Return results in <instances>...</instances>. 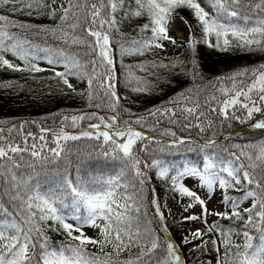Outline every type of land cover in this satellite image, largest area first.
Here are the masks:
<instances>
[{
	"label": "snow or ice",
	"instance_id": "snow-or-ice-1",
	"mask_svg": "<svg viewBox=\"0 0 264 264\" xmlns=\"http://www.w3.org/2000/svg\"><path fill=\"white\" fill-rule=\"evenodd\" d=\"M4 8L24 16L31 17L35 14L47 17L53 23L31 24L0 14V67L14 71L40 72L43 69L32 62L38 59H44L50 65H62L64 71H55L54 79L58 78L73 92L76 89L69 82L70 76L86 80V99L89 107L107 108L117 114L107 118L96 112L70 117L63 115L58 131L40 127L38 136L32 132L23 134L24 125L21 124L19 134L22 136L23 147L6 141L4 130L0 129V264H109L113 254L118 259L123 252H130L132 247L140 248L139 255L119 261V264H182L177 246L170 239L164 238L161 243L158 238L152 237L151 233H142L138 220L133 227V217L129 212L134 207V196L140 200L145 199V186L150 179L145 169L156 170L159 179L170 182L171 190L192 198L194 203H189L184 208L185 211L194 204L201 206L200 215H189L184 219L202 221L207 225V232L220 233L225 249L222 256L217 240H211L218 254L217 264H264V145H261L255 159L244 151L239 155L229 153V157H234L232 159L225 158L219 152L206 151L217 147V141L214 139L199 144L191 137H178L176 132L170 129L161 132L163 136L172 137L168 141L145 137L144 133L134 129L132 124L143 127L148 117L156 120V123H159L161 118H166L168 123L179 125L182 131L194 127L204 132L206 126L201 117H205L206 112L201 109L198 96L200 86L194 85L197 92L195 96L194 89H186L167 101L165 106L148 110L145 116H137L134 121L122 120L120 117L124 112L129 115L132 113L120 105L121 97L116 91L113 59L114 43L118 46L121 56H142L153 48L163 49L164 41L176 45V40L168 34L169 25L176 17L188 28L187 47L193 52L201 42L207 43L209 47L227 51L235 41V47L242 51L264 53V16H261L264 14V0H256L255 3L252 0H203V5L201 0H0V9ZM180 9H187L192 13L196 26L202 32L200 39L193 35V26L180 14ZM247 9L252 10L251 14ZM144 16L147 17V23L136 26L133 31L138 34L150 31L151 36H130L124 43L111 36V33L115 32L123 37L125 33L120 31V24L125 20L131 24L134 18ZM13 28L21 30L23 35L11 31ZM212 36L215 37L214 44L210 40ZM49 40L53 43H49ZM74 47L85 48L83 55L92 58L82 62L80 52L72 51ZM9 52L23 61L24 66L13 64L5 58L4 53ZM134 68L146 75H136ZM150 68H164L176 76L191 75L193 80L201 76L195 59L191 61V68L179 58L170 60L168 64L163 61L138 63L135 66H127L125 87L138 94L152 91L153 85L148 76H155L156 73L149 71ZM225 82L228 86H224ZM209 83L221 93V98L211 95L210 98H205L204 103L208 105L215 101L218 107L208 110L218 113L225 120L231 115L232 119L243 123L251 120L254 113L264 111V64L239 69L216 78L215 83ZM217 84L221 86L217 88ZM4 86L11 87V84ZM94 99H100L101 102L93 104ZM238 110H243L246 115L236 116ZM190 117L194 118L196 123H185ZM86 119L98 122L89 124L77 134L64 130L69 126V120L71 127H78L79 122ZM211 126L212 121L208 120L207 127ZM251 127L264 130V120H257ZM8 131L11 133L12 129ZM48 134H51L50 142L55 147H49ZM29 137L34 141L30 145ZM82 138L98 142V156L119 159L124 162V166L115 175L106 178L102 175L81 174V167L77 166L73 176L68 171L71 162L68 161L61 167L60 161L66 159L67 142ZM146 139L149 143L154 142L157 145V148L153 149L154 153L175 154L182 146L189 151L198 149L204 153L202 167L190 162L177 167L174 162L156 155L150 157V162L141 160L133 149L137 141ZM37 140L43 143L38 146ZM192 145H196V148H192ZM142 150H147V145ZM10 153H28L40 164L41 172L27 178L18 177L14 169H19L22 165L17 163ZM241 156L246 157L250 163H237ZM20 159L23 160L24 157L21 155ZM50 165L55 167H49ZM29 166L35 168L34 164ZM128 169L133 176L131 182L125 179ZM40 176L45 180L37 178ZM184 176H198L209 190L218 185L222 190L230 187L242 190L243 195L239 199L224 195L223 202L231 204L230 210L210 212L204 199L179 183ZM44 182H50L52 185L46 191L41 190ZM129 187L133 189L132 194L127 191ZM120 188L125 191L119 192ZM150 191L148 202L156 206L157 215L162 219L163 214L159 212L155 189ZM5 197L8 198V206L4 203ZM249 199L252 201L251 205L241 208V204ZM130 201L133 203H129ZM68 207L72 209L70 217L61 211ZM81 209L84 210L83 214ZM135 210L140 211L139 208ZM209 215L243 221L242 228H229L225 231L218 222L208 224ZM68 219L74 220L75 223L67 222ZM47 221L55 222L57 228L54 230H63L69 242L53 243L42 227ZM84 226L97 228L100 238L85 235ZM249 226L260 233V243L255 248L252 243L253 236L246 230ZM233 233L245 238L243 245L232 243L230 237ZM206 234L196 229L191 235L193 239H202ZM149 239L150 247L145 250L144 241ZM187 242L185 238V243ZM207 243L208 241H204L205 245ZM88 245L97 247L100 252L111 246L112 252L104 253L109 260H102L96 253H89ZM158 248L161 255L156 254ZM232 248L236 251L233 252Z\"/></svg>",
	"mask_w": 264,
	"mask_h": 264
},
{
	"label": "trees",
	"instance_id": "trees-1",
	"mask_svg": "<svg viewBox=\"0 0 264 264\" xmlns=\"http://www.w3.org/2000/svg\"><path fill=\"white\" fill-rule=\"evenodd\" d=\"M253 3L256 0H252ZM203 5V0H201ZM243 7V5H241ZM210 11V9H208ZM251 14L252 10L247 9ZM180 14L184 16L188 22L193 26V35L196 33V26L192 23V17L190 11L187 9H180ZM0 14L8 15L12 19L23 21L31 24H52L53 21L43 16H36L35 14L31 17L20 15L19 13H11L6 8L0 9ZM264 16V14H261ZM119 19V16L117 17ZM255 18V17H254ZM147 23V17H137L134 18L129 24L125 20L120 24V31L125 33L122 37L118 33H111V36L121 43H124L129 40L130 36L137 37L138 35L151 36V32H145L138 34L133 31L138 25ZM187 28V27H186ZM13 32H19L23 35V32L19 29H11ZM188 37L189 31L187 28ZM130 34V35H129ZM91 39V38H89ZM176 45L164 41L165 52H160L159 50L152 49L151 51H146L144 55H123L121 56L118 46L113 44V59H114V69L116 75V85H119L124 90H130V88L125 87L124 77L127 74V66H135L138 63H150L156 61L159 63L163 61L165 64H168L170 60L179 58L184 61L187 67L191 68V61L195 59L198 65V71L201 74L200 77L193 80L191 75H173L169 70L164 68L149 69V71H154L155 76H148V80L152 82L153 89L150 92L141 93L142 96L134 103H128L123 99L120 100V105L124 109H128L132 115H129L128 112H124L120 119L134 121L137 116L147 115L148 110H154L157 107L165 106L166 102L171 98L175 97L178 93L185 91L186 89H194L193 95H197V92L194 88V85H199V100L201 102V109L206 112L205 117H201V121L205 123L206 130L200 132L197 128H191L185 131H182L179 125L170 124L167 122L166 118H161L159 123H156L151 117H148L144 126L132 124L133 128L141 129L147 132L150 136L155 139H160L162 141H168L172 139L170 136H163L161 132L165 129H170L171 131L176 132L178 137H191L192 140L203 144L209 139H214L217 141V147L215 149H208V152H219L225 158L229 157V153H236L239 155L241 151H244L251 155L253 159L259 153L261 145H264V130L255 129L251 125L261 118H253L251 120H246L241 122L240 120L232 119L231 115L229 119L225 120L223 116L218 115V113H212L208 109L211 107H218L215 101H211L210 104L205 105V98H210L211 95H216L218 98H221V93L212 87V84L209 82H216V78L224 77L234 71L243 68H249L253 66H258L264 64V53H247L241 49L235 47L233 44L227 51L219 50L212 51L207 50L203 45H197L195 51L188 49L187 40L176 39ZM49 43L53 41L49 40ZM72 51L80 52L81 61L89 60L91 56H85L83 53L86 51L85 48H73ZM5 58L9 59L13 64L20 65L23 67V61L19 60L17 57L13 56L10 52L4 53ZM43 54L41 53V56ZM36 63L43 71L40 72H31V71H14L6 67H0V121H6V123H0V129H3V135L5 140L14 144H19L23 147L22 136L20 133V125L23 124V134L32 132L37 136L40 134V127L49 128L53 131H58L61 127L60 121L62 120L63 115L72 116V115H82L86 113L96 112L100 116L109 117L116 115V112L107 110V108H95L89 107V102L86 99L87 95V82L86 80L77 79L76 77H69V82L76 89L73 92L71 89H68L67 86L63 85L62 82L57 78L54 79L55 71H64L62 65H50L44 59H38L32 61ZM223 65L222 69L220 66ZM90 71V67L88 69ZM138 76H145L146 73L139 71L138 69H133ZM159 77V79H157ZM84 82L86 84H84ZM11 84V87H5L4 85ZM221 85L217 84V88ZM224 86H228L225 82ZM79 93H84L80 95ZM102 95V93H101ZM100 99H94L93 104L100 103ZM172 107L173 105H167ZM191 106V105H189ZM236 116L244 117L246 114L243 110L236 111ZM179 118V117H178ZM212 121V126L207 127V121ZM98 122L97 120H83L79 122L78 127H71V121L69 120L67 124L69 126L65 127V131H69L71 134H77L80 131L79 129L88 126L89 124ZM196 123L195 119L190 117L189 121L185 123ZM9 129H12L9 133ZM146 137V136H145ZM49 147H55L54 144H51V134H48ZM219 138V139H218ZM31 137H29V145L33 143ZM2 143V142H0ZM36 143L41 144L43 142L36 141ZM63 143V142H62ZM147 145V150L144 149V146ZM240 147H236V146ZM157 148V145L149 143L148 140L137 141L134 146V153H136L141 160H149L152 155H156L166 161L174 162L177 167H182L185 163H194L202 167V157L203 152L200 150L189 151L185 147H181L179 151L175 154L168 153H159L153 152V149ZM192 148H196V145H192ZM227 149L225 152L224 149ZM66 159H61L60 166L63 167L65 163L70 161L68 171L75 176L77 166L81 167V174L86 175H97L108 177L110 175H115L121 167L124 166V162L119 159H112L111 157L104 158L98 156L100 148L98 142L95 140H88L82 138L77 141H68L66 145ZM46 152V150H45ZM14 156V159L17 163L21 164L22 167L19 169H14L18 177L27 178L29 175H34L41 172L40 164L32 158L28 153H21L20 155L11 154ZM23 156L24 159L21 160L20 156ZM237 163H244L247 165L250 161L241 156L240 161ZM35 165V168L30 167L29 165ZM49 167H55V165H50ZM143 169V164H141ZM251 171V169H249ZM128 175L125 177L128 181H133L132 172L130 169L127 170ZM147 176L150 178L145 186V199L140 200L134 196V207L130 210L129 215L133 217V227H135L137 220L140 225L141 232H149L154 238H158L161 243L164 238H167L164 229H173L176 227L177 222L175 220L169 219H155L154 205H151L148 202V197L151 196L150 189H155V194L159 192H165L168 189L167 185L169 181L162 180L161 183L156 184L153 179L154 169L147 170ZM226 175V174H225ZM41 181H44L43 176L37 177ZM183 178L180 179V181ZM179 181V182H180ZM35 183V179L33 180ZM50 182H44L42 184L41 190L46 191L48 187H51ZM239 187V186H237ZM124 188H120L119 192L123 193ZM129 194L133 193V189L129 187L127 189ZM228 196L239 199L243 195L242 190H237L234 188H228L225 190ZM4 203L8 206V198H4ZM129 203H133L130 201ZM230 204V203H229ZM225 204L227 210V206ZM231 205V204H230ZM139 208L140 211L137 212L135 209ZM242 208V207H241ZM11 211V207H9ZM62 213L66 216L72 215L71 207L63 208ZM83 209H81V214H83ZM223 211V212H224ZM247 217L245 216V219ZM10 219V218H9ZM258 219V218H255ZM254 219V222H255ZM222 228L227 231L229 228L241 229L243 221H235L219 219L216 221ZM51 226V227H49ZM46 234L51 238L53 243L58 242H69L67 235L63 230L55 231L57 225L53 221H47L42 224ZM253 236V246L254 248L259 245V235L260 233L256 231L255 228L249 226L246 229ZM85 233V232H84ZM78 235V233H74ZM218 240L220 241V246L222 247L223 252L225 251L220 236V233L217 232ZM233 244L243 245L245 238L233 233L230 237ZM151 240L144 241L145 250L147 247H150ZM179 250L181 257L183 259V264H217L218 255L212 251L213 245L207 243L206 245L202 242L192 244L188 240L185 243L183 240L179 245ZM243 250V249H241ZM87 251L89 253H96L101 257L102 260H109L108 257L104 255L106 252H112L111 246H108L104 249V252H100L99 249L93 245H88ZM232 251L235 252L236 249L232 248ZM251 251V250H250ZM140 248L132 247L131 251H125L117 259L113 254V257L109 261V264H119V261H123L129 258H134L139 255ZM157 255H161V250L158 248L156 250ZM222 256V253H221Z\"/></svg>",
	"mask_w": 264,
	"mask_h": 264
},
{
	"label": "rangeland",
	"instance_id": "rangeland-1",
	"mask_svg": "<svg viewBox=\"0 0 264 264\" xmlns=\"http://www.w3.org/2000/svg\"><path fill=\"white\" fill-rule=\"evenodd\" d=\"M192 17V23L196 26V21L193 18L192 13L190 12ZM169 36L172 38H176L179 40H187L188 39V32L185 24L179 19V17H176L175 21L170 23L169 25ZM202 36L201 29L196 26V33L195 37L197 39H200ZM231 39V38H230ZM211 42L215 43V37H210ZM164 43V42H163ZM233 44H235V41H233ZM197 45H203L207 48V50L212 51H219L220 49L216 47H209L207 43H198ZM196 45V46H197ZM160 52H165V48L163 49H157ZM223 65L220 66V69H222ZM84 84H86L84 82ZM116 91L117 95L121 97L124 101L128 103H134L142 96L141 93H134L131 90H124L119 85H116ZM253 118H261L259 120H264V111L261 113H254ZM97 123V122H95ZM154 182L156 184L161 183V179H159L156 176V170H154L153 175ZM184 187L188 188L189 191L195 192L197 195H199L202 199L205 200L206 207L209 209L210 212H223L224 208H226L225 203L223 202V196L227 195L225 190H222L218 187V185H214L212 190H209L205 185L202 184L198 176H184L183 179L179 182ZM168 189L165 192H159L155 194V198L157 200V203L159 205V212L163 214V219H169V220H175L177 222V225L173 229H168L165 231V234L168 239L171 240V242L174 243V245L177 246L178 254H180L179 250V244L187 238V240L191 241L192 244L208 241L211 243V240L215 239L217 240V244L220 246V241L218 240L217 232H207V225H205L202 221H192V220H185L184 218L189 215H200L201 214V206L199 204H194V206L188 211H185L184 208L189 203H194L191 197L181 195L177 191L171 190L170 182L167 185ZM251 199L244 201L241 204L242 208L249 207L251 205ZM229 204V203H228ZM231 205L229 204L227 206V210H230ZM154 213H155V219L159 220L161 219L160 216L157 215V209L156 206H154ZM71 215H69L70 217ZM213 216V220H208V224H212L213 222H216L219 217L215 215H209ZM69 223H75L74 220L68 219ZM196 229H200L202 232H206L207 234L202 237V239H193L192 238V232ZM83 231L85 232V235L91 238L99 239V230L94 227L90 226H84ZM242 235H239V238H241ZM221 253H223L222 247L220 246ZM212 251L215 253V255H218L215 251V248L212 247ZM182 258V257H181ZM183 264V259H182Z\"/></svg>",
	"mask_w": 264,
	"mask_h": 264
},
{
	"label": "water",
	"instance_id": "water-1",
	"mask_svg": "<svg viewBox=\"0 0 264 264\" xmlns=\"http://www.w3.org/2000/svg\"><path fill=\"white\" fill-rule=\"evenodd\" d=\"M88 127V126H87ZM87 127H83V128H81V129H84V128H87ZM81 129H79L78 131H81ZM134 129H136L137 131H141V132H143L144 133V135L146 136H148V137H152V136H150L147 132H145V131H143V130H141V129H137V128H134ZM219 139V138H218ZM159 140V139H158Z\"/></svg>",
	"mask_w": 264,
	"mask_h": 264
},
{
	"label": "bare ground",
	"instance_id": "bare-ground-1",
	"mask_svg": "<svg viewBox=\"0 0 264 264\" xmlns=\"http://www.w3.org/2000/svg\"><path fill=\"white\" fill-rule=\"evenodd\" d=\"M207 219H208V220H213V219H215V218H213V216H212V217H211V216H208Z\"/></svg>",
	"mask_w": 264,
	"mask_h": 264
}]
</instances>
